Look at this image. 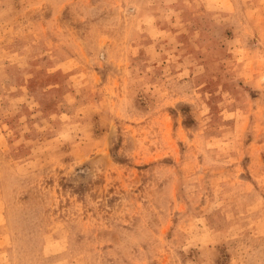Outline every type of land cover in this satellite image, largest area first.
Wrapping results in <instances>:
<instances>
[{
  "label": "rangeland",
  "instance_id": "rangeland-1",
  "mask_svg": "<svg viewBox=\"0 0 264 264\" xmlns=\"http://www.w3.org/2000/svg\"><path fill=\"white\" fill-rule=\"evenodd\" d=\"M0 264H264V0H0Z\"/></svg>",
  "mask_w": 264,
  "mask_h": 264
}]
</instances>
